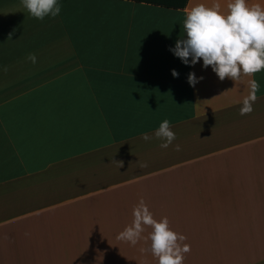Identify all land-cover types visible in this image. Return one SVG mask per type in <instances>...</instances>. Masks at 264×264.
Instances as JSON below:
<instances>
[{"label":"crops","instance_id":"0c3cea01","mask_svg":"<svg viewBox=\"0 0 264 264\" xmlns=\"http://www.w3.org/2000/svg\"><path fill=\"white\" fill-rule=\"evenodd\" d=\"M61 2L41 21L0 0V264H156L150 241L116 239L141 197L186 237L183 264H264V72L241 116L249 77L169 51L185 9L214 0Z\"/></svg>","mask_w":264,"mask_h":264},{"label":"clouds","instance_id":"9594fccd","mask_svg":"<svg viewBox=\"0 0 264 264\" xmlns=\"http://www.w3.org/2000/svg\"><path fill=\"white\" fill-rule=\"evenodd\" d=\"M19 2L27 14L36 20L43 21L46 17L54 19L62 11L61 0ZM182 28V35L169 51L189 67L202 61V68L210 66L221 81L228 78L236 83L249 77L247 95L238 103L241 105V116L251 113L261 87L254 77L256 73L264 72V0L255 3L250 0H226L223 9L219 0H214L211 6L203 2L195 3L185 9ZM25 60L35 64L37 56L30 52ZM0 70L7 71V67L0 66ZM171 74L173 77L179 76L175 69ZM201 80L203 77H197L194 72H189L187 76V83L193 88ZM153 135L161 141L159 146L162 149H167L176 139L168 119L159 123ZM141 136L145 141L153 138L146 132ZM175 150L179 151L180 145H175ZM140 167H147V164H140ZM131 216V223L117 234V240L131 246H135L141 239L150 241L148 247L140 251L150 252L156 264H183L190 246L182 243L186 237L171 229L166 216L154 218L143 197L132 207ZM146 227H150L151 231L147 237H143Z\"/></svg>","mask_w":264,"mask_h":264},{"label":"trees","instance_id":"16d2710c","mask_svg":"<svg viewBox=\"0 0 264 264\" xmlns=\"http://www.w3.org/2000/svg\"><path fill=\"white\" fill-rule=\"evenodd\" d=\"M136 1H144L150 2L153 4L172 7V8H181L185 5L186 0H136Z\"/></svg>","mask_w":264,"mask_h":264},{"label":"rangeland","instance_id":"374dc122","mask_svg":"<svg viewBox=\"0 0 264 264\" xmlns=\"http://www.w3.org/2000/svg\"><path fill=\"white\" fill-rule=\"evenodd\" d=\"M128 194H131V193H128ZM138 194H141V193H138ZM142 194H146V192H142Z\"/></svg>","mask_w":264,"mask_h":264}]
</instances>
